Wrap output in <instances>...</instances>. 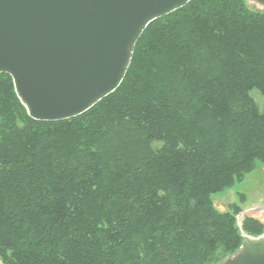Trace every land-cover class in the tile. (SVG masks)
Instances as JSON below:
<instances>
[{
  "label": "trees",
  "instance_id": "trees-1",
  "mask_svg": "<svg viewBox=\"0 0 264 264\" xmlns=\"http://www.w3.org/2000/svg\"><path fill=\"white\" fill-rule=\"evenodd\" d=\"M264 12L192 0L152 22L119 89L30 118L0 75L3 264H222L264 232L212 197L264 165Z\"/></svg>",
  "mask_w": 264,
  "mask_h": 264
},
{
  "label": "water",
  "instance_id": "water-1",
  "mask_svg": "<svg viewBox=\"0 0 264 264\" xmlns=\"http://www.w3.org/2000/svg\"><path fill=\"white\" fill-rule=\"evenodd\" d=\"M191 1L0 0V75L31 119H75L119 89L147 27ZM222 264H264V236Z\"/></svg>",
  "mask_w": 264,
  "mask_h": 264
},
{
  "label": "rangeland",
  "instance_id": "rangeland-1",
  "mask_svg": "<svg viewBox=\"0 0 264 264\" xmlns=\"http://www.w3.org/2000/svg\"><path fill=\"white\" fill-rule=\"evenodd\" d=\"M247 3L249 9L264 12V7L259 6L257 3L253 1H247ZM253 97L259 104L260 109L264 110V98L257 92L253 94ZM212 201L214 207L220 213L235 215L232 206L239 207L240 213L235 215V219L240 235H244L243 225L247 219L257 220L264 228V165H258L256 170L248 175L242 183L214 195ZM262 236H264V232ZM0 264H3L1 259Z\"/></svg>",
  "mask_w": 264,
  "mask_h": 264
}]
</instances>
